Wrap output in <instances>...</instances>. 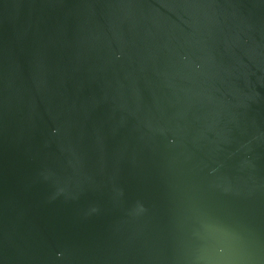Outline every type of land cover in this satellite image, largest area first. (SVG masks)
<instances>
[{
  "label": "water",
  "instance_id": "95a60500",
  "mask_svg": "<svg viewBox=\"0 0 264 264\" xmlns=\"http://www.w3.org/2000/svg\"><path fill=\"white\" fill-rule=\"evenodd\" d=\"M222 233L264 264V0H0V264H200Z\"/></svg>",
  "mask_w": 264,
  "mask_h": 264
},
{
  "label": "clouds",
  "instance_id": "9594fccd",
  "mask_svg": "<svg viewBox=\"0 0 264 264\" xmlns=\"http://www.w3.org/2000/svg\"><path fill=\"white\" fill-rule=\"evenodd\" d=\"M214 230L219 231V229ZM222 235L228 237V242L224 248L220 249L219 255L212 257L203 255L199 257L200 264H242L243 261L251 259L249 251L237 247L239 238L230 237L227 233H222Z\"/></svg>",
  "mask_w": 264,
  "mask_h": 264
}]
</instances>
